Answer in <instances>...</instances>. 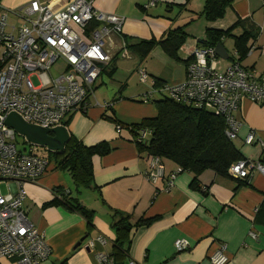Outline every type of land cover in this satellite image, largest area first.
I'll use <instances>...</instances> for the list:
<instances>
[{"label":"crops","instance_id":"crops-1","mask_svg":"<svg viewBox=\"0 0 264 264\" xmlns=\"http://www.w3.org/2000/svg\"><path fill=\"white\" fill-rule=\"evenodd\" d=\"M31 1L59 11L73 0H0V14L6 13L7 22L18 19L23 23L18 10ZM93 1L98 11L125 19L121 36L112 37L108 42L112 53H118L121 37L131 42L158 41L178 27H183L187 37L177 53V60L170 59L160 47L153 48L144 58L129 50L126 59L114 56L95 84H102V74L112 80L118 72V63L133 56L132 65L147 75L144 82L139 80L142 87L130 92L134 96H125V83L119 84L116 94L109 101H103V105L96 99L97 87H93L94 98L87 100V110L66 118L64 127L68 138L85 147L106 143L109 152L92 157L89 188H76L68 171L56 168L50 158L48 171L35 183L23 185L27 218L42 234L51 252L40 264H103L98 255L108 258L115 246L116 234L111 226L113 212L129 215L132 223L153 219L149 225L133 228L130 232L126 264L128 261L135 264H211L210 255L222 245L228 258L226 264H264V174L253 171L245 181L205 171L192 186V173L181 171L174 163L159 158L163 175L151 182L147 178L151 156L138 151L135 133L127 128L157 115L153 100L161 97V88L174 86L184 79L189 54L201 47L199 42L205 38L208 28L225 30L236 21H242L232 33L238 36L249 25L257 27L259 35L250 42L254 49L248 51L240 65L263 76L264 54L257 49L264 45L263 0H234L224 18L213 23L201 16L203 0H189L184 6L185 0H160L155 7L146 10L147 0ZM219 45L223 58L217 56V65L223 71L232 64L231 58L236 54L233 39H223ZM146 95L148 99L144 101ZM107 103L111 106L105 109ZM236 118L240 128L233 144L242 160L264 163V149L243 142L252 132L264 143V102L258 105L243 97ZM117 126L120 131L116 130ZM50 153L53 152H47L48 156ZM68 198L93 212L91 225L66 205ZM54 200L59 204H51ZM101 238L103 244L98 241ZM177 240H185L189 248L178 251L175 248ZM0 264L15 263L0 259Z\"/></svg>","mask_w":264,"mask_h":264},{"label":"built area","instance_id":"built-area-1","mask_svg":"<svg viewBox=\"0 0 264 264\" xmlns=\"http://www.w3.org/2000/svg\"><path fill=\"white\" fill-rule=\"evenodd\" d=\"M159 1L147 0L144 9L155 7ZM93 2L73 0L61 10L52 11L31 1L18 10L23 20L18 28L8 26L6 13L0 14V185L9 188L6 196L0 192V259L15 264H40L50 256L42 234L27 218L23 189L25 183H35L48 171L50 160L38 155L35 145L30 143L19 150L16 132L5 125V120L15 114L24 123L44 130L64 126L67 117L87 110V100L94 98V84L112 58H128L122 37L117 54L111 52L108 43L112 37L121 36L125 19L98 11ZM8 27L10 31L6 32ZM260 52L264 54V45ZM217 60L213 47L194 48L184 79L161 88L160 92L176 103L206 108L223 116L226 137L235 140L240 128L236 118L240 101L246 97L254 104L264 102V75L245 70L238 63L220 71ZM58 61L62 64L55 67ZM54 68L57 72L52 71ZM139 74L144 82L146 73L139 70ZM32 77H36L38 86H33ZM110 106L107 103L104 108ZM116 130L121 128L117 126ZM147 134L139 130L136 141H144ZM243 142L264 149V143L252 132ZM149 169L147 178L151 182L162 177L159 158L150 157ZM253 171L264 174V163L244 159L233 164L228 172L235 179L247 180ZM98 241L104 243L102 238ZM175 248L183 251L189 244L177 240ZM224 250L222 245L210 255L211 264L228 262ZM98 258L103 264H111L104 255L99 254Z\"/></svg>","mask_w":264,"mask_h":264},{"label":"trees","instance_id":"trees-1","mask_svg":"<svg viewBox=\"0 0 264 264\" xmlns=\"http://www.w3.org/2000/svg\"><path fill=\"white\" fill-rule=\"evenodd\" d=\"M187 2L189 0H185L182 6ZM233 2L234 0H203L201 16L208 23L219 21L224 18ZM241 22L236 21L225 30L206 29L205 38L199 42L200 46L215 48L216 45L221 44L223 39L231 38L236 54L231 60L232 63L240 65L248 51L254 49L250 42L255 41L259 35V29L249 25L240 35L234 36L232 33L239 24H243ZM186 37L183 27H178L170 30L164 38L158 41L131 42L126 37L123 39L126 49L140 58L146 57L153 48L160 47L170 59L177 60V53ZM261 47L257 49L260 50ZM155 86L158 85L155 84ZM153 103L157 110L154 118H146L138 124L127 126L129 131L135 133V138L139 130L148 132L145 142L136 141L134 138L139 152H145L161 160H168L181 171L192 173L194 175L192 186L196 185L197 177L205 171H212L216 175L231 178L228 172L230 167L242 160V157L233 144L234 140L226 137L227 125L223 116L206 108H195L191 105L176 103L163 93L160 98L153 100ZM108 152L109 146L106 143L85 147L69 137L61 152H53L50 155L53 157L52 161L56 168L68 171L76 188L85 189L92 185V157L104 156ZM51 204L58 205L59 202L54 200ZM66 205L82 215L91 225L92 211L82 207L75 199L68 198ZM112 216L111 226L116 234V240L114 251L108 259H111L112 264H126L130 232L133 228L149 225L153 219H139L132 223L129 215L113 212ZM130 262L128 261V264Z\"/></svg>","mask_w":264,"mask_h":264},{"label":"rangeland","instance_id":"rangeland-1","mask_svg":"<svg viewBox=\"0 0 264 264\" xmlns=\"http://www.w3.org/2000/svg\"><path fill=\"white\" fill-rule=\"evenodd\" d=\"M8 26H15L16 28H18L19 24H21L22 22L20 20H8ZM10 29L9 27L7 28L6 32H9ZM1 52V49H0ZM130 57V56H129ZM132 62H135V58L133 56H131L130 59L127 60H121L120 63H118V72L115 74V76L113 77L112 80L108 79L106 75L102 74L101 76V80H102V84L98 86L95 84L94 87H97V89H95V96L97 101L103 105L106 101H109L111 99V97L114 96L115 91L118 89L119 84H123L125 83L124 86V95L125 96H134L132 94H130L131 91L137 89L138 87H142L141 84H139V80H140V74L139 71L136 69V65H132ZM228 61H225V63H227ZM224 63V64H225ZM61 62L58 61L57 64L55 65V67H59L61 66ZM131 66L130 69H128L127 67ZM121 69V70H120ZM53 72H57V70L54 68L52 70ZM130 73L132 74V76H129ZM135 76V78L132 80V78ZM31 82L33 84V86H38L39 82L36 79V77H32L31 78ZM127 82V83H126ZM147 86V84H146ZM116 94V93H115ZM157 98V97H156ZM135 101H137L136 99H134ZM105 101V102H103ZM140 101V99H139ZM17 147L19 150L24 149V147L29 146L30 144L20 135L16 134V138H15ZM33 148H35V152L45 158H53L51 155L48 156L47 151L44 147H40V146H33ZM0 192L2 193V195L6 196L9 193V188L8 185L6 184H2L0 185Z\"/></svg>","mask_w":264,"mask_h":264},{"label":"water","instance_id":"water-1","mask_svg":"<svg viewBox=\"0 0 264 264\" xmlns=\"http://www.w3.org/2000/svg\"><path fill=\"white\" fill-rule=\"evenodd\" d=\"M214 50L216 56L223 58L220 52L222 48L219 44L216 45ZM5 125L23 137L28 143L44 147L48 152H61L68 139V133L64 126L44 130L24 123L15 114H10L6 118Z\"/></svg>","mask_w":264,"mask_h":264}]
</instances>
